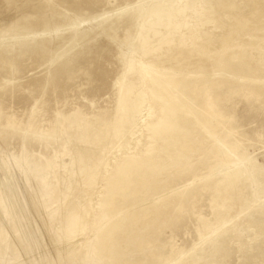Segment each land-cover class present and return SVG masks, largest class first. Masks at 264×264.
Listing matches in <instances>:
<instances>
[{
	"label": "rangeland",
	"instance_id": "374dc122",
	"mask_svg": "<svg viewBox=\"0 0 264 264\" xmlns=\"http://www.w3.org/2000/svg\"><path fill=\"white\" fill-rule=\"evenodd\" d=\"M5 1L0 0V214L14 204L17 211L30 209V225L22 228L25 242L36 250L24 251L16 262L1 247L0 264H84L93 223L79 239L84 247L68 258L64 246H51L44 233L47 223L36 217L40 208L33 209L25 183L47 162H68L64 138L54 127L61 128L71 114L109 123L116 118L119 82L135 79L128 73V50L137 42L138 26L126 34L114 29L156 0ZM28 16L39 20L25 25L22 17ZM252 20L264 21V16L254 14ZM249 30L256 31L236 36L239 43L210 49L204 63L187 68L193 76L184 77L174 97L184 103L178 114L190 111L194 117L185 133L175 132L176 143L192 146L168 153L169 145L160 144L146 162L145 179H135L116 195L124 206L116 215L135 210L137 216L122 229L129 236L109 264H264V27L252 24ZM150 104L149 119L163 114L160 105ZM147 141V132L138 134L129 152L145 148ZM223 144L229 158L218 153ZM125 151L116 152L99 175L92 214L113 164ZM234 169L238 177L224 191L205 189ZM67 179L74 186L66 195L68 204L82 203L85 189ZM155 207L158 214L143 218L145 210Z\"/></svg>",
	"mask_w": 264,
	"mask_h": 264
},
{
	"label": "bare ground",
	"instance_id": "6f19581e",
	"mask_svg": "<svg viewBox=\"0 0 264 264\" xmlns=\"http://www.w3.org/2000/svg\"><path fill=\"white\" fill-rule=\"evenodd\" d=\"M254 14L264 16V0H156L146 10L118 23L114 32L122 28L124 34L137 24L138 38L128 50L131 54L128 73H134L135 79L119 82L121 88L116 118L109 123L96 121L94 117L79 119L73 117L75 113L71 114L61 128L54 127L55 132H59L64 138L63 156L67 157L68 162H47L46 169L38 171L36 176L25 183L32 201L31 204L27 200V205L31 204L33 209L40 208L38 214L37 210L35 211L36 217L43 220L44 224L47 223L44 233L48 232L49 240L52 239L51 246H64L67 257H72L84 247L79 239L83 229L92 222L95 230L91 243L88 247L85 245L88 249L86 255L89 257L84 264L112 262L114 252H120L121 241L129 236L127 232H122V229L135 223L137 216L135 210L116 215V211L124 208L117 203L116 195L135 179H145L146 162L154 158L160 144L169 145L168 153L176 148L192 146L188 142L176 143L178 134L175 132L178 129L179 133H185L194 117L190 111H187L186 115H179L178 112L184 103L174 97L176 89L185 83L184 77L193 76L187 68L200 62L204 63L202 58L210 49L217 51L228 44L239 43L241 41L236 40V36L240 34L252 35L256 31L249 30L252 24L257 29L263 28L264 21L252 20ZM215 17L218 20L214 19L215 21L209 24L208 19ZM22 19L25 25L39 20L31 16ZM195 35L197 37L194 38ZM123 38L119 36V41ZM166 46L170 48L165 49ZM231 54L232 52L228 53V56ZM209 63L211 61L208 60L205 65ZM221 63H225V58ZM148 82L149 86L144 88V83ZM165 98H168L169 106ZM151 101L162 107L163 114H157L155 117L151 115L152 119H149L146 115L149 111L147 106L151 105ZM144 131L148 133L145 148L135 153L129 152L133 151L129 144H132L135 136ZM155 139L158 140L157 145L149 149ZM122 149L126 151L121 159L113 164V171L106 178L107 181L105 180L108 185L96 203L97 211L92 214L99 175L108 170L115 153ZM226 149L225 144L219 147L218 153L224 154V159L230 157L226 155ZM230 160L233 162L234 159L231 157ZM160 161L162 158L154 162L158 164ZM24 172L22 171V174ZM237 173L238 170L225 173L224 179L219 182L210 181L211 184L206 185L205 189L214 186L219 192L224 191L225 186L238 177ZM66 176H69L76 186L85 189L82 203L68 204L66 195L74 186L69 183V179L65 180ZM162 200L160 199V202ZM65 208L68 210L65 211ZM51 209L53 210L50 212ZM29 211L31 212L30 209L26 212L17 211L14 204L4 216L0 214V244L4 243L0 248L8 249L16 262L22 259L24 251L35 249L32 243L25 242V232L22 228L23 223L27 226L29 224ZM158 213L156 207L145 210L143 218ZM40 220L38 219L39 222ZM43 230L42 228L41 231ZM114 238L116 242L112 247Z\"/></svg>",
	"mask_w": 264,
	"mask_h": 264
}]
</instances>
